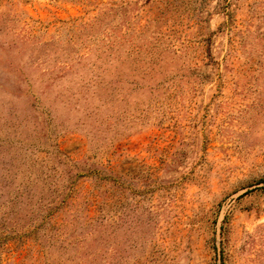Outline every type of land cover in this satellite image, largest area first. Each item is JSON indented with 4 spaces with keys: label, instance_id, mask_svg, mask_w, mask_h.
<instances>
[{
    "label": "rangeland",
    "instance_id": "374dc122",
    "mask_svg": "<svg viewBox=\"0 0 264 264\" xmlns=\"http://www.w3.org/2000/svg\"><path fill=\"white\" fill-rule=\"evenodd\" d=\"M0 264H264V0H0Z\"/></svg>",
    "mask_w": 264,
    "mask_h": 264
}]
</instances>
